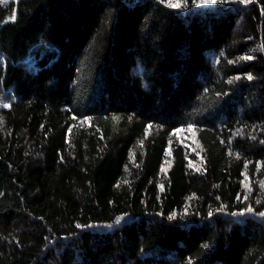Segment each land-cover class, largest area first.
Here are the masks:
<instances>
[{"label": "trees", "instance_id": "16d2710c", "mask_svg": "<svg viewBox=\"0 0 264 264\" xmlns=\"http://www.w3.org/2000/svg\"><path fill=\"white\" fill-rule=\"evenodd\" d=\"M163 1L0 3V264H264V0Z\"/></svg>", "mask_w": 264, "mask_h": 264}, {"label": "rangeland", "instance_id": "374dc122", "mask_svg": "<svg viewBox=\"0 0 264 264\" xmlns=\"http://www.w3.org/2000/svg\"><path fill=\"white\" fill-rule=\"evenodd\" d=\"M15 1L16 0H7V3L15 2ZM163 2L165 4H169V0H164ZM171 2L172 3H178L180 5L182 3V0H171ZM4 4H6V3H4ZM215 4L217 5L215 0H198L197 8H200V9H211V8L215 7ZM8 100H9L8 98L4 99V100H1L2 101L1 103L4 105L3 106L4 109H6L8 107ZM137 150L142 151L140 144H138V149ZM132 153L134 155V150H132ZM192 153L198 154V148L195 147L194 151H192ZM169 162H170V159L168 158V160H166V162H165V166L166 167L169 164ZM116 222H118V221H116ZM213 264H220V263H213Z\"/></svg>", "mask_w": 264, "mask_h": 264}, {"label": "snow or ice", "instance_id": "6c2138e0", "mask_svg": "<svg viewBox=\"0 0 264 264\" xmlns=\"http://www.w3.org/2000/svg\"><path fill=\"white\" fill-rule=\"evenodd\" d=\"M242 2H245V0H242ZM0 3H7V0H0ZM169 7H179L178 3H172L171 0H169ZM12 19H15V16L13 14ZM251 79V77H249Z\"/></svg>", "mask_w": 264, "mask_h": 264}]
</instances>
